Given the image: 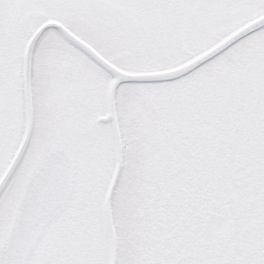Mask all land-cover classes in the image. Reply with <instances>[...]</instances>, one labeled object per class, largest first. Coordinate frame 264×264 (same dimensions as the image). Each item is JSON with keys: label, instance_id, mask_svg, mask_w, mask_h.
Masks as SVG:
<instances>
[{"label": "snow or ice", "instance_id": "1", "mask_svg": "<svg viewBox=\"0 0 264 264\" xmlns=\"http://www.w3.org/2000/svg\"><path fill=\"white\" fill-rule=\"evenodd\" d=\"M0 264H264V0H0Z\"/></svg>", "mask_w": 264, "mask_h": 264}]
</instances>
